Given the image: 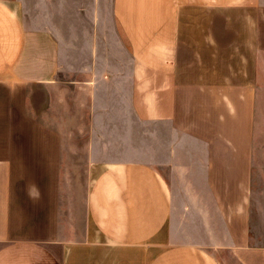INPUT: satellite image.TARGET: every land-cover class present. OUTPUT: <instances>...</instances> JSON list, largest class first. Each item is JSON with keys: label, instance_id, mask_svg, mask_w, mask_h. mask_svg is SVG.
<instances>
[{"label": "crops", "instance_id": "1", "mask_svg": "<svg viewBox=\"0 0 264 264\" xmlns=\"http://www.w3.org/2000/svg\"><path fill=\"white\" fill-rule=\"evenodd\" d=\"M262 92L264 0H0V264H264Z\"/></svg>", "mask_w": 264, "mask_h": 264}, {"label": "rangeland", "instance_id": "2", "mask_svg": "<svg viewBox=\"0 0 264 264\" xmlns=\"http://www.w3.org/2000/svg\"><path fill=\"white\" fill-rule=\"evenodd\" d=\"M34 1V0H30ZM263 94V103H264V92ZM264 109V108H263ZM260 126V125H259ZM258 130V128H257ZM257 136L260 138L256 146L257 152V168L254 175V188L255 193L258 194V198L255 200V205L257 206L258 218H255V221L252 223V230L257 233V237L262 240L264 245V132L257 133ZM257 191V192H256ZM255 214V213H254ZM258 241V240H255Z\"/></svg>", "mask_w": 264, "mask_h": 264}]
</instances>
